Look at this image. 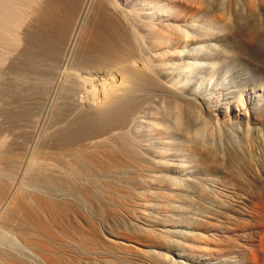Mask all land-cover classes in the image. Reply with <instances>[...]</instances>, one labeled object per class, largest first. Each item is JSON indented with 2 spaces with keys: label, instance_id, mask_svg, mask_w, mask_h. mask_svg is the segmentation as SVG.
Returning a JSON list of instances; mask_svg holds the SVG:
<instances>
[{
  "label": "bare ground",
  "instance_id": "1",
  "mask_svg": "<svg viewBox=\"0 0 264 264\" xmlns=\"http://www.w3.org/2000/svg\"><path fill=\"white\" fill-rule=\"evenodd\" d=\"M42 29L35 49L53 33L96 62L80 91L60 77L68 121L37 135L16 111L50 99L12 68ZM204 46L232 82L215 95L180 51ZM75 117L89 131L27 145ZM0 264H264V0H0Z\"/></svg>",
  "mask_w": 264,
  "mask_h": 264
},
{
  "label": "rangeland",
  "instance_id": "2",
  "mask_svg": "<svg viewBox=\"0 0 264 264\" xmlns=\"http://www.w3.org/2000/svg\"><path fill=\"white\" fill-rule=\"evenodd\" d=\"M95 14H96V12H94ZM93 13V16H96L95 14ZM97 17V16H96ZM96 17L95 18H91L90 17V19H89V21H90V23H89V21L87 22V24H89V26H87V28L89 27H91V28H93V29H95V28H97V26H98V18H97V20H96ZM93 19V20H92ZM96 20V22H94ZM92 22H93V24H92ZM91 25V26H90ZM92 25H97L96 27L95 26H92ZM183 25V26H182ZM192 25V24H190V23H183V24H181V27L182 28H184V29H187V30H190V34L192 33V32H194V30L197 32V30L198 29H196V25H192L191 27L190 26ZM188 26L189 28H191V29H189V28H186V27ZM192 27H195V28H192ZM198 28V27H197ZM183 29V30H184ZM193 29V30H192ZM185 32H186V30H184ZM192 31V32H191ZM196 32H194V33H196ZM187 33H189V31H187ZM193 34V33H192ZM37 35H38V37H37ZM42 35V36H41ZM32 36H34V34L33 35H30V37H29V40H31V44H33L34 42V40H35V42L36 43H34L32 46L33 47H31L30 45V47L28 46L27 47V49L25 50V52L22 54V56H21V58H20V60L14 65V67L12 68V71H13V73H16L15 71H16V69L18 68V72H17V74H15V75H20L19 76V79H21V81L23 82V83H25V84H27V85H31V87L32 88H30V86H25V89H26V87L28 88L27 90H28V92H26L27 93V95H28V93H29V96H28V98H31L30 96H32L31 94H35L37 91L36 90H38V93L40 94V92L42 93V94H40V95H37V93L35 94L36 96H42L43 95V98L42 99H44V97L46 98H49L50 100H49V104H48V106H38L37 107V104L35 105H33L32 103H30L29 105H28V103L25 105V106H23V107H19L17 110L18 111H16V120H19V119H25L26 121H29V119L30 120H32V121H30V122H33L32 123V126H35V128H33V127H31L32 129H35V130H37V135H40L41 133H42V130H43V128H45L46 127V125L47 126H49V125H52L54 122H55V120H56V122H57V124H58V122L59 121H57V120H59L60 119V122H59V126H62V125H60V123H61V120L63 119H65L64 121H62V122H64L63 123V125H65L67 122L66 121H68L67 120V114H68V112H66V111H64L63 109H62V99L60 98V96L63 94L64 95V93H62L61 95H56L55 94V92H53V89H54V91L56 90V89H58L59 88V85L61 84L60 82H61V79H60V77L62 76V75H64L65 73H68L69 75H67V76H69V79L70 78H72L73 76L75 77V79L77 78L78 80H79V74L81 75V72L83 71V70H81V69H84V68H86V69H84V71L82 72V77H80V78H82V79H85L84 81H85V86H87L88 84H89V81H87L86 80V78H89L90 76H91V74H93L92 73V67H90L92 64H95V62H96V60L95 59H92V60H90L91 58H95L94 56H93V54L91 53V51L89 52V51H87V50H85L84 48L85 47H82L81 45L79 46V47H81V48H79V47H77L76 46V50H78V49H80V50H82V51H79L78 50V53L79 52H85V54L83 53H80L79 55L77 54V51L76 50H74V52L71 54V57L73 56V59L72 58H70L69 60H63L64 59V52H63V47L61 46V47H59L60 49L62 48V50H60L59 48H58V55L57 54H55V52H56V49H57V47H56V44L57 43H54V42H56V40H55V35L52 33L49 37L51 38V40L53 41H51V42H49L51 45L49 46V48H47V52H43L42 53V50L40 49V48H38V50L37 49H35V48H37V47H39L40 45L41 46H43L44 47V45H49L48 44V42H46V40L47 39H45L44 38V36H43V29H42V31H41V33H35V37H32ZM41 38V40L40 41H42L41 43H40V41L38 40V38ZM32 38V39H31ZM39 38V39H40ZM44 38V39H43ZM54 38V39H53ZM39 41V42H37V40ZM57 39V38H56ZM87 40H88V38H87ZM40 43V44H39ZM53 43V44H52ZM87 43V42H86ZM86 43H85V41H84V44L86 45ZM37 44H39L38 46H37ZM55 44V45H54ZM37 46V47H36ZM54 46L56 47V48H54ZM52 47L54 48V50H52ZM201 47H203V46H201ZM200 47V48H201ZM29 48V49H28ZM31 48H34V50H31ZM192 48L193 47H185V48H183V49H181L180 51H182L183 53H186V54H190V53H193L195 56H197L196 58V60H194L195 62H196V64H197V61H199L198 62V64H200V65H202L203 63H204V65H202V66H196V68L194 69L195 71H193L192 72V74H191V76H190V78L191 77H193L192 78V80H194V82H196L197 84H199V86H200V89H201V91L202 92H204V93H206V94H209V95H215L216 94V92H218V91H225V90H228L231 86H232V82H231V80H230V77H229V74H227V72H219V71H216V72H213V69L211 68V66H210V62L209 61H207V59L206 58H204V53H206L205 51H207L208 52V50H206L207 48H205V46H204V48H199V47H197L195 50H193L192 51ZM187 51H186V50ZM194 49V48H193ZM199 49H200V51H199ZM28 50H29V52H28ZM37 50V51H36ZM85 50V51H84ZM201 50H203V53H202V51ZM205 50V51H204ZM32 51H36V52H32ZM49 51V52H48ZM53 51V52H52ZM59 51H61V52H59ZM75 51H76V53H75ZM186 51V52H185ZM189 51V52H188ZM198 51V52H197ZM210 51V50H209ZM39 52V53H38ZM41 52V53H40ZM88 54H87V53ZM181 52V53H182ZM196 54H195V53ZM31 53V54H30ZM34 53V54H33ZM48 54V56L46 55V54ZM63 53V54H62ZM90 53H91V56H89L90 55ZM182 53V54H183ZM200 53V55H198ZM43 54H44V56H43ZM60 54H62L63 56H61V58H59L60 56ZM82 54V55H81ZM186 54H184L185 56H186ZM202 54V55H201ZM34 57V59H33V57ZM36 55V56H35ZM42 55V56H41ZM46 55V56H45ZM74 55H75V57H74ZM78 55V56H77ZM181 55V54H180ZM178 55V57L176 58V60H174V66L175 67H173L174 69V73H176V76L180 79L181 77H183V79H185V78H187L188 77V75H187V72H184V71H182V69H183V65H184V63H185V61H186V59H183V58H185V56H183V55ZM49 56L51 57V59L49 58ZM57 56H59V57H57ZM89 56V57H88ZM183 56V57H182ZM56 57V59L58 58V60H54V58ZM62 57H63V59H62ZM77 57H80V59L77 61ZM45 59V61H44V59ZM36 59V61L37 60H39L40 62L39 63H37L36 61H34ZM53 59V60H52ZM84 59L86 60L87 59V61L86 62H90V63H92V64H90L89 63V65H88V63H86L85 61H84ZM198 59H200V60H198ZM32 60V61H31ZM53 61L52 63H50L49 61ZM90 60V61H89ZM69 61L71 62V63H69ZM72 61H73V63H72ZM75 61H77V62H75ZM80 61H83V62H81L80 63ZM95 61V62H94ZM183 61V62H182ZM205 61V62H204ZM30 62H32V63H30ZM47 62V63H46ZM74 62H75V65H74ZM175 62H176V64H175ZM183 64H182V63ZM202 62V63H201ZM207 62V63H206ZM209 62V63H208ZM40 63H42L43 65H41ZM79 65H78V64ZM86 63V64H85ZM178 63V64H177ZM205 63L206 64H209V67L208 66H205ZM18 64V65H17ZM33 65V67H34V65L35 66H38V64H40L41 65V67H40V65L38 66V67H40L39 69H38V67H37V69H35L36 67H34V69H32L33 67H32V65ZM65 64H67V65H65ZM71 64V65H70ZM180 64V65H179ZM182 64V65H181ZM68 65H70L69 67H68ZM74 65V66H73ZM82 65V66H81ZM87 65V66H86ZM177 65V66H176ZM66 66H67V68H66ZM73 66V67H72ZM79 66V67H78ZM179 66V67H178ZM181 66V67H180ZM17 67V68H16ZM74 67H76L75 69H74ZM81 67V68H80ZM83 67V68H82ZM198 67H200V68H198ZM203 67V68H202ZM90 68V69H89ZM179 68H182V69H180L179 70ZM209 68V69H208ZM14 69V70H13ZM80 69V72L78 71ZM92 69V70H91ZM176 69H177V71H176ZM34 70V71H33ZM36 70H40V72H38V71H36ZM42 70V71H41ZM66 70V71H65ZM87 70V71H86ZM203 70V71H202ZM78 71V72H77ZM75 72H76V74H75ZM198 72V73H197ZM24 73V74H23ZM34 73V74H33ZM36 73V74H35ZM79 73V74H78ZM182 73V74H181ZM185 73V74H184ZM210 73V74H209ZM214 73V74H213ZM22 74V75H21ZM40 74V76L42 75V77H40V76H38ZM177 74H179V75H177ZM206 74V75H205ZM70 75H72V77L70 76ZM186 75V76H185ZM208 75V76H207ZM210 75V76H209ZM214 75H215V77H214ZM25 76V77H24ZM37 76V77H36ZM46 77V78H44V80H42L43 79V77ZM185 76V77H184ZM227 76H228V78H227ZM52 77H55V78H52ZM204 77V78H203ZM37 78H39V79H37ZM199 78V79H198ZM47 79H49V80H47ZM54 79V80H53ZM74 81H73V80ZM72 79H70V80H72L71 82L75 85H73V87H74V89L76 88L78 91H80L77 87H78V83H79V81H77V79L75 80L74 78H72ZM182 79V78H181ZM201 79H203V80H201ZM205 79V80H204ZM51 80L53 81V82H51ZM77 81V82H76ZM83 81V82H84ZM221 81V82H220ZM44 82H46V83H44ZM49 82V83H48ZM51 82V83H50ZM205 82V83H204ZM208 82V83H207ZM217 82V83H216ZM59 83V84H58ZM76 83H77V85H76ZM210 83H211V85H210ZM215 83V84H214ZM24 84V85H25ZM33 84V85H32ZM55 84H57V85H55ZM201 84V85H200ZM34 85H35V88H34ZM53 85L55 86L54 88H53ZM38 88H37V87ZM77 86V87H76ZM211 86V87H210ZM30 88V89H29ZM37 88V89H36ZM40 88V89H39ZM33 89H35V90H33ZM30 90V91H29ZM76 90V92L79 94H77L76 92H74L75 90H73V88H72V91H73V93H74V95H73V93H72V96L73 97H75L76 95H78V97L80 96V94H81V92H78ZM33 91H34V93H33ZM32 92V93H31ZM43 93H45V94H43ZM76 93V94H75ZM35 95H33L34 97H35ZM62 95V96H63ZM77 97V96H76ZM46 98V99H47ZM242 101V103L243 104H245L246 102H247V97L246 96H244V97H242V99H241ZM44 101H45V99H44ZM33 105V106H32ZM34 112V113H33ZM229 112L230 113H237L235 110H234V108H230L229 107ZM63 113V114H62ZM61 114V115H60ZM66 114V116H63V115H65ZM60 115V116H59ZM31 116V117H30ZM33 116V117H32ZM62 116V117H61ZM25 117V118H24ZM28 118V120H27V118ZM65 117V118H64ZM80 117V116H79ZM79 117H78V119H77V117H75V120H72L71 121V123L73 124V125H75L76 126V128H75V126H73L71 123L69 124L68 123V125H67V127H65V128H63V129H60V130H58V131H56V132H54V133H51V134H49L48 136H47V134H46V136H44L43 138H42V140H40V142H38L37 144H34V142H31V140L32 139H30L29 141H28V144L27 145H55L56 143H58V142H62L63 140H65V138H68V137H70L69 135H74L75 133L77 134L78 132H79V130H80V132H82L83 130L85 131L84 133H86V131H89V128H90V125H89V121H87V123H88V125H87V123L86 122H84L83 120L81 121V119H79ZM79 120V125H78V121ZM88 120V119H87ZM35 121V122H34ZM36 121H37V124H36ZM84 122V123H83ZM82 123V124H81ZM77 124V125H76ZM86 124V125H85ZM70 125V126H69ZM72 125V126H71ZM83 126V127H81V126ZM86 126V127H85ZM74 127V128H73ZM85 127V129H83ZM89 127V128H88ZM27 128V127H26ZM67 128V129H66ZM78 128V129H77ZM80 128V129H79ZM81 128H82V130H81ZM87 128H88V130H87ZM78 131H77V130ZM92 129V128H91ZM70 130V131H69ZM73 130H75L74 132H73ZM72 132V133H71ZM66 134H68V135H66ZM42 135H43V133H42ZM72 135V136H73ZM71 136V137H72ZM63 139V140H62ZM62 140V141H61ZM14 245L16 244V242L14 241V242H12Z\"/></svg>",
  "mask_w": 264,
  "mask_h": 264
}]
</instances>
